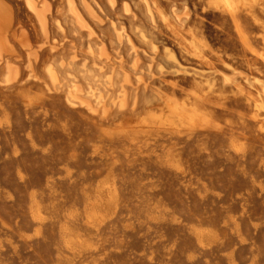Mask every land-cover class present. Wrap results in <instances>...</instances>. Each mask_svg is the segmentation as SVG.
<instances>
[{
	"label": "rangeland",
	"instance_id": "1",
	"mask_svg": "<svg viewBox=\"0 0 264 264\" xmlns=\"http://www.w3.org/2000/svg\"><path fill=\"white\" fill-rule=\"evenodd\" d=\"M189 1L177 5L178 13L192 10L187 35L197 36L220 70L223 60L246 68L245 60L255 59L244 35L263 49L259 26L246 13L238 21L207 2ZM11 2L35 34L23 1ZM119 13L107 11L108 17ZM143 15V25L162 44L167 68L153 88L171 93L168 86L175 82L184 86L178 90L191 92L193 79L168 64L166 47L170 44L181 62L194 66L196 59L180 51L161 21L164 29H155ZM102 26L110 30L108 21ZM109 30L103 29L107 37ZM27 86L0 88V264H264V135L242 96L227 91L215 106L219 128L147 136L131 126L145 116L153 92L142 94L139 113L115 110L118 120L112 116L105 124L91 115L90 121L56 93L27 105L29 92L34 96L39 90L34 83ZM57 97L62 101L53 102ZM122 125L130 126L127 133ZM244 138L245 151L238 153L233 142ZM66 229L80 235L74 250L67 247Z\"/></svg>",
	"mask_w": 264,
	"mask_h": 264
},
{
	"label": "bare ground",
	"instance_id": "2",
	"mask_svg": "<svg viewBox=\"0 0 264 264\" xmlns=\"http://www.w3.org/2000/svg\"><path fill=\"white\" fill-rule=\"evenodd\" d=\"M11 1L0 0V88L17 90L15 87L29 86L34 83L36 85L34 88L38 87L39 90L34 96H31L32 91L29 92L25 102L27 105L42 100L46 93H56L63 95L71 108L80 109L79 114L84 111L83 115L88 114L87 116L91 115L93 119L99 118L103 122H109L108 118L114 116L115 110L117 114L118 112L129 114V110L132 111L130 115L133 112L136 113L142 101L141 97L144 98L142 94L153 92L154 100L147 106L145 116L137 121L132 120L131 128L135 131L142 130L147 136L160 133L172 136L182 133L191 134L201 128L213 126L219 128L222 122L219 124L216 121L218 108L216 113L213 109L220 104L219 101L227 98L225 93L231 91L245 99L252 113V121L264 135V72L258 67L259 60L264 64V0H201L234 20H237L241 13H246L260 29L259 40L263 45L261 51L253 46L248 35H244L245 47H249L255 59L245 60L246 68L243 65L242 68L235 63H230L229 60V63L223 60L222 70L210 62L197 36L192 35L189 38L187 35V28L191 27L193 15L189 7L184 12L178 13L177 5L180 0H170L169 4L166 2L168 5H164L167 7L161 3L165 0H21L27 10V19L35 31V34L33 33L35 36L31 35L26 23L18 19L14 8L16 6ZM188 2L193 1L188 0ZM107 11H110V14H117L120 11V15L117 18L108 17ZM140 13L145 15L143 16L148 19L146 21H150L149 23L155 29L158 26L162 27L163 23L169 31L168 34L176 40L180 51L196 59L194 66L188 64L190 61L181 62L175 55V50L169 49L170 44L167 43L169 46L166 48L171 60L168 64L175 67L178 73L193 79L194 86L191 92L185 93L188 91L178 90L184 86L180 88V85L175 82L168 86L171 93L165 92L162 87L153 88L154 80L156 79V82L157 77L160 76L163 78L162 75L167 73V68L163 65V59H161L163 57L160 58L162 44L155 38L157 35L154 37L149 32L150 26H147L148 31L143 25L145 22H142ZM126 20L130 22L129 30L132 31L128 30ZM107 21L110 27L107 31L112 33L108 37L103 34V29L105 33L107 31L102 26ZM159 21L162 22L161 25ZM238 21H240L239 18ZM158 35L162 34L158 33ZM215 46L212 47L215 48ZM217 58L216 60L222 61L220 57ZM247 58L249 59L248 56ZM50 97L48 96V100ZM63 97L61 96V99ZM56 99L60 98L52 99L53 102ZM144 102L146 103V99ZM114 117L116 119L117 116ZM87 119L92 121L90 116ZM94 121L97 120L94 119ZM119 127L118 129H121ZM128 128L121 132L127 133ZM245 140L244 138L234 141V150L244 153ZM36 220L37 225L42 224L39 216ZM203 236V233L197 235L201 244L205 242ZM65 237L67 247L74 250L80 235L66 229Z\"/></svg>",
	"mask_w": 264,
	"mask_h": 264
}]
</instances>
